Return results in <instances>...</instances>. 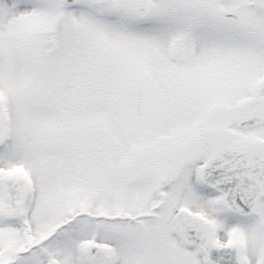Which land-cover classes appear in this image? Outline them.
Listing matches in <instances>:
<instances>
[{
	"label": "snow or ice",
	"instance_id": "1",
	"mask_svg": "<svg viewBox=\"0 0 264 264\" xmlns=\"http://www.w3.org/2000/svg\"><path fill=\"white\" fill-rule=\"evenodd\" d=\"M0 264H264V0H0Z\"/></svg>",
	"mask_w": 264,
	"mask_h": 264
}]
</instances>
